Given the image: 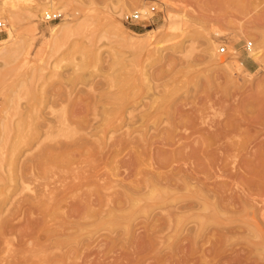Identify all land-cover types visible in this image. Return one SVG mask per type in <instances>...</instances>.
<instances>
[{
    "label": "rangeland",
    "instance_id": "rangeland-1",
    "mask_svg": "<svg viewBox=\"0 0 264 264\" xmlns=\"http://www.w3.org/2000/svg\"><path fill=\"white\" fill-rule=\"evenodd\" d=\"M133 1L0 0V264H264V0Z\"/></svg>",
    "mask_w": 264,
    "mask_h": 264
},
{
    "label": "bare ground",
    "instance_id": "bare-ground-1",
    "mask_svg": "<svg viewBox=\"0 0 264 264\" xmlns=\"http://www.w3.org/2000/svg\"><path fill=\"white\" fill-rule=\"evenodd\" d=\"M132 1V0H131ZM136 1H140V0H134L133 1V3H135V4H133L132 2H130L131 3V5H133L134 7H137L138 6V3L136 2ZM55 1H53V3H54ZM141 2V1H140ZM52 2H51V4H50V6L49 7H56V6H54V4H53ZM163 3V2H162ZM49 5V3H47V5L46 6H48ZM123 6H125V8H129L130 7V4H129V2H127V1H124L123 2ZM3 9V6L2 5H0V10H2ZM46 9H48V7L46 8ZM46 9H44V10H46ZM43 10V11H44ZM59 27V24L57 25V24H55V25H52V26H50V27H48V30H50L51 32L52 31H54L55 29H57ZM154 31V30H153ZM152 31V32H153ZM151 32V31H150ZM148 33V32H147ZM146 33V34H147ZM155 33V32H154ZM214 33L215 34H219V31L218 30H214ZM139 35H144V33H138ZM145 34V35H146ZM11 37V31H8V38H10ZM7 39H0V41H2V42H5ZM254 49H257L256 48V46L253 48V49H249V56L252 58V59H254V60H257L258 59V56H259V50H254ZM237 62V63H236ZM236 62H232L231 64L230 63H226L225 62V67L228 69V70H231L232 71V67H234L235 65H237V66H241V67H243V68H245L246 70H247V68L240 62V61H236ZM249 72V71H248ZM120 88V87H119ZM111 97V96H110ZM94 98V97H93ZM91 101V100H90ZM92 106V105H91ZM93 108V107H92ZM132 109V108H131ZM93 110V109H92ZM126 111H127V109H125ZM125 111V112H126ZM130 111V110H129ZM128 111V112H129ZM152 113V112H151ZM235 113V112H234ZM124 116V115H123ZM130 117V116H129ZM74 121V120H73ZM75 123V122H74ZM81 123V122H80ZM90 123V122H89ZM261 123V122H260ZM78 124V123H77ZM66 125V124H65ZM64 125V126H65ZM76 126V125H75ZM84 126V125H83ZM102 126V125H101ZM57 127V126H56ZM60 127V126H59ZM220 128V127H219ZM225 128V127H224ZM224 128H222V129H224ZM48 129H50V126H48L47 125V129H46V131H48ZM80 129V128H79ZM227 130V129H226ZM66 131V130H65ZM49 133V132H48ZM70 133V132H69ZM74 133V132H73ZM52 134V133H51ZM170 134V133H169ZM126 135H127V133H126ZM175 136V135H174ZM189 136V135H188ZM39 137V136H38ZM164 137V136H163ZM205 137H207V136H205ZM222 137V136H221ZM201 138H202V136H201ZM162 139V138H161ZM171 139V138H170ZM215 139V138H214ZM70 140H72V139H70ZM128 140V139H127ZM162 140H164V139H162ZM198 141V140H197ZM205 141V140H204ZM69 142V141H68ZM73 142V141H72ZM121 142V141H120ZM165 142V141H164ZM208 142V141H207ZM209 142H210V140H209ZM70 143V142H69ZM87 143V142H86ZM148 143V142H147ZM176 143V142H175ZM188 143V142H187ZM200 143V142H199ZM211 143V142H210ZM204 144V143H203ZM60 145V144H59ZM58 145V146H59ZM81 145V144H80ZM87 145V144H86ZM151 145V144H150ZM165 145V144H164ZM183 145V144H182ZM188 145V144H187ZM240 145V144H239ZM262 145H264V144H262ZM69 146V145H68ZM82 146H83V144H82ZM82 146H81V148H82ZM169 146V145H168ZM200 145H198V147H199ZM226 146H228V145H226ZM78 147V146H77ZM184 147V146H183ZM208 147H210V146H208ZM258 147H260V146H258ZM50 148V147H49ZM139 148V147H138ZM233 148H234V146H233ZM52 149V148H51ZM58 149H60V147L58 148ZM57 149V150H58ZM64 149H66L65 147H64ZM71 149V148H70ZM69 149V150H70ZM56 150V149H55ZM229 150V149H228ZM260 150V149H259ZM193 151H195L194 149H193ZM177 152H178V150H177ZM176 152V153H177ZM203 152V151H202ZM58 153H59V151H58ZM57 153V154H58ZM68 153V152H67ZM160 153V152H159ZM162 153V152H161ZM173 153H175V152H173ZM226 153V152H225ZM262 153V152H261ZM73 154V153H72ZM152 154H154V153H152ZM178 154V153H177ZM201 154V153H200ZM204 154V153H203ZM163 155V154H162ZM192 155H194V153L192 154ZM250 155V154H249ZM161 156V155H160ZM171 156V155H170ZM174 156V155H173ZM176 156V155H175ZM262 156H264V155H262ZM156 157H158V156H156ZM195 157V156H194ZM197 157V156H196ZM195 157V158H196ZM209 157V156H208ZM180 158V157H179ZM185 158V157H184ZM220 158V157H219ZM223 158V157H222ZM163 159V158H162ZM162 159H160V161L162 160ZM174 159H176V158H174ZM206 159V158H205ZM208 159V158H207ZM223 159H225V158H223ZM260 159V158H259ZM128 160V159H127ZM131 160H132V158H131ZM135 160V159H134ZM164 160L165 159H163V163H164ZM170 160H171V158H170ZM173 160V159H172ZM182 160V159H181ZM213 160H214V157H213ZM167 161V160H166ZM208 161V160H207ZM126 162V161H125ZM139 162V161H138ZM157 162H158V160H157ZM169 162V161H168ZM209 162V161H208ZM260 162V161H259ZM159 163H161V162H159ZM159 163H157L158 165L157 166H155V168L154 169H156V170H147V172H146V177L144 178H142V182L144 183L143 184V187H147L148 188V190H151V189H155L154 188V186L155 185H159V186H161V189H163V188H166V189H168V190H175L178 186H184V185H188V184H191V185H194V186H198V189L199 190H201V192H203V193H206L207 195H209L210 194V196H213V195H215V193L212 191V190H210L209 188H206L204 185H203V182L200 180V179H198V178H196L195 177V175L194 174H191V175H188V174H186V173H183V174H179L177 171H175V172H173V171H171L170 172V174H160L159 173V171L157 170L158 168H160L162 165L161 164H159ZM162 163V164H163ZM166 163V162H165ZM185 163V162H184ZM189 163V162H188ZM156 164V163H155ZM203 164V163H202ZM209 164V163H208ZM214 164V163H213ZM254 166V165H253ZM194 167V166H193ZM256 167V166H255ZM144 168V167H143ZM211 168V167H210ZM172 169H173V167H172ZM171 169V170H172ZM194 169V168H193ZM202 169V168H201ZM221 169V168H220ZM33 170V169H32ZM184 170V169H183ZM203 171V170H202ZM227 171V170H226ZM225 171V172H226ZM251 171V170H250ZM166 171H164V173H165ZM224 172V171H223ZM234 172H235V170H234ZM203 173V172H202ZM221 173V172H220ZM252 173H253V171H252ZM143 174V173H142ZM196 174V173H195ZM230 174V173H229ZM34 175V173L33 172H31V171H26V170H23L22 172H21V174L19 175V179H21V180H26L27 179V177H31V176H33ZM199 175V174H198ZM218 175H219V173H218ZM221 175V174H220ZM222 175H224V173L222 174ZM38 176V175H37ZM196 176H197V174H196ZM45 177V176H44ZM232 177V176H231ZM99 178V177H98ZM97 178V179H98ZM234 178V177H233ZM249 178V177H248ZM260 178V177H259ZM41 179V178H40ZM211 179V178H210ZM42 180V179H41ZM204 180V179H203ZM220 180V179H219ZM236 180H237V178H236ZM256 180V179H255ZM102 181H104V179L102 180ZM113 181V180H112ZM138 181V180H137ZM141 180L139 179V182H140ZM178 181H181L180 183H178ZM233 181V180H232ZM91 182H93V180L91 181ZM216 182V181H215ZM221 182V181H220ZM223 182V181H222ZM96 183V182H95ZM131 183V182H130ZM236 183V182H235ZM77 184V183H76ZM217 184V183H216ZM237 184V183H236ZM240 184V183H239ZM80 185V184H79ZM103 185V184H102ZM122 185V184H121ZM211 185V184H210ZM214 185V184H213ZM249 185V184H248ZM251 185V184H250ZM48 186V185H47ZM123 186V185H122ZM133 186V185H132ZM220 186V185H219ZM225 186V185H224ZM79 187V186H78ZM77 187V188H78ZM139 187H140V185H139ZM226 187H227V185H226ZM243 187V186H242ZM46 188V187H45ZM61 188V187H60ZM73 188V187H72ZM124 188V187H123ZM219 188V187H218ZM217 188V189H218ZM232 188V187H231ZM65 189H67V188H65ZM64 189V190H65ZM141 189V188H140ZM220 189V188H219ZM243 189H245V187H243ZM74 190V189H73ZM72 189L70 190V191H73ZM127 190H128V188H127ZM132 190V189H131ZM215 190V189H214ZM69 191V192H70ZM137 191V190H136ZM156 191H158V190H156ZM161 192H162V190H160ZM188 191V190H187ZM218 191V190H217ZM99 192V191H98ZM123 192V191H122ZM164 192H167V190L166 191H164ZM173 192V191H172ZM257 192V191H256ZM51 190H46V189H37V191L35 192H33V195H31L30 196V200H31V198L33 199V198H35L34 200H36V197H40V196H45L46 197V199H45V203H47V204H49L50 203V199H52V197H51ZM67 193V192H66ZM74 193V192H73ZM124 193V192H123ZM163 193V192H162ZM194 193H197L198 194V192L197 191H194ZM218 193H219V191H218ZM248 193V192H247ZM154 194H156L155 193V191H154ZM160 194V193H159ZM167 194V193H166ZM165 194V195H166ZM222 194V193H221ZM220 194V195H221ZM229 194V193H228ZM244 194V193H243ZM58 196L59 195H61V192H60V194H57ZM56 195V196H57ZM86 195V194H85ZM126 195H128L127 193H126ZM148 195V194H147ZM153 195V194H152ZM151 195V196H152ZM227 195V194H226ZM230 195V194H229ZM250 195L252 196L253 195V192H250ZM250 195H248V196H250ZM255 195V194H254ZM73 196V195H72ZM123 196H124V194H123ZM162 196V195H161ZM160 196V197H161ZM198 196H199V194H198ZM228 196V195H227ZM245 196V195H244ZM74 197V196H73ZM130 197V196H129ZM224 197V196H223ZM243 197V196H242ZM54 198H57V197H55L54 196ZM80 198V197H79ZM90 198V197H89ZM144 198V197H143ZM152 198H154V197H152ZM151 198V199H152ZM229 198V197H228ZM255 198V197H254ZM259 198H260V196H259ZM258 198V199H259ZM84 199V198H83ZM147 199V198H146ZM157 199H160L159 197H157ZM226 199H227V197H226ZM234 199V198H233ZM70 200V199H69ZM85 200V199H84ZM125 200H127V198L125 197ZM220 200V199H219ZM225 200V199H224ZM262 200V199H261ZM92 201V200H91ZM90 201V202H91ZM169 201V200H168ZM167 201V202H168ZM228 201H230V198H229V200ZM259 201V200H258ZM187 202V201H186ZM231 202V201H230ZM110 203H111V201H110ZM223 203V202H222ZM258 203V202H257ZM37 204V203H36ZM106 204V203H105ZM196 204H198L199 205V203L198 202H190V203H182L181 202V204L179 205V209L181 210V209H189L190 207H194V205H196ZM226 204V203H225ZM50 205V204H49ZM52 205V204H51ZM59 205V204H58ZM79 205V202H75V203H72V205L70 206V211L71 212H73V211H75L76 210V208H77V206ZM81 205V204H80ZM169 205V204H168ZM175 205V204H174ZM232 205V204H231ZM230 206V205H229ZM29 207H30V205H29ZM61 207V206H60ZM59 207V208H60ZM258 207V206H257ZM31 208V207H30ZM51 208V206L49 207V209ZM212 208V207H211ZM48 208H47V210H49ZM103 209V208H102ZM155 209V208H154ZM163 209V208H162ZM168 208H166V210H167ZM214 209V208H213ZM33 210V209H32ZM91 210V209H90ZM159 210V209H158ZM164 210V209H163ZM53 211V210H52ZM175 211V210H174ZM184 211V210H183ZM100 212V211H99ZM102 212V211H101ZM167 212V211H166ZM168 212H169V210H168ZM190 212V211H189ZM47 213V212H46ZM57 213H59L58 211H57ZM63 213V212H62ZM75 213V212H74ZM89 213V212H88ZM186 213V212H185ZM66 214V213H65ZM160 214V213H159ZM164 214H166V213H163V215ZM171 214V213H170ZM262 214V213H261ZM260 214V215H261ZM86 215V214H85ZM168 216H169V214H167ZM167 215H165V216H167ZM184 215H187V214H184ZM52 216V215H51ZM164 216V217H165ZM188 216V215H187ZM56 217V216H55ZM47 218H49V216L47 217ZM78 218V217H77ZM160 219L159 220H161V217H159ZM181 218V217H180ZM261 219V218H260ZM42 220V219H41ZM46 220V219H45ZM83 220V219H82ZM163 220V219H162ZM169 220V219H168ZM170 220H172L171 218H170ZM187 220V219H186ZM175 221V220H174ZM193 221V220H192ZM40 222V221H39ZM42 222H43V220H42ZM47 222V221H46ZM74 222V221H73ZM76 222V221H75ZM193 222H195V221H193ZM220 222V221H219ZM27 224V223H26ZM31 224V223H30ZM33 224V223H32ZM174 224H175V222H174ZM195 224V223H194ZM34 225V224H33ZM155 225V224H154ZM157 225V224H156ZM163 225H164V223H163ZM149 226V225H148ZM157 226H159V224L157 225ZM186 226V225H185ZM156 227V226H155ZM194 227H196V225L194 226ZM159 228V227H158ZM157 228V229H158ZM205 228V227H204ZM149 229V228H148ZM147 229V230H148ZM156 228H154L153 229V231L155 230ZM156 229V230H157ZM163 229V228H162ZM184 229V228H183ZM150 230V229H149ZM194 230V229H193ZM203 230V229H202ZM27 231V230H26ZM25 231V232H26ZM166 231H167V228H166ZM24 232V231H23ZM189 232V231H188ZM221 232V231H220ZM27 233V232H26ZM185 233H186V230H185ZM56 234V233H55ZM137 234V233H136ZM46 235V234H45ZM149 235H150V233H149ZM158 235V234H157ZM192 235H194V234H192ZM220 235V234H219ZM29 236V235H28ZM38 236V235H37ZM159 236V235H158ZM187 236V235H186ZM190 236V235H189ZM156 237V236H155ZM199 237V236H198ZM24 238V237H23ZM150 238V237H149ZM187 238V237H186ZM25 239V238H24ZM147 239V238H146ZM153 239V238H152ZM151 239V240H152ZM161 239V238H160ZM159 239V240H160ZM190 239V238H189ZM140 240V239H139ZM144 240V239H143ZM217 240V239H216ZM24 241V240H23ZM36 241V240H35ZM154 241V240H153ZM158 241V240H157ZM218 241V240H217ZM145 242V241H144ZM192 242V241H191ZM197 242V241H196ZM21 243H22V240H21ZM213 243V242H212ZM254 243V242H253ZM219 244V243H218ZM145 245H146V243H145ZM154 245V244H153ZM220 245V244H219ZM99 246V245H98ZM136 246V245H135ZM192 246V245H191ZM153 247V246H152ZM141 248H142V245H141ZM146 248V247H145ZM211 248V247H210ZM214 248V247H213ZM217 248V247H216ZM154 249H157V247L156 248H154ZM219 249V248H218ZM165 250V249H164ZM204 251V250H203ZM215 251V250H214ZM216 252V251H215ZM236 252V251H235ZM86 253V252H85ZM186 253V252H185ZM89 255H90V253H89ZM187 255V254H186ZM235 255V254H234ZM56 256V255H55ZM63 256V255H62ZM71 256V255H70ZM233 256V255H232ZM61 257V256H60ZM186 257V256H185ZM74 258V257H73ZM195 258V257H194ZM225 258V257H224ZM223 258V259H224ZM182 259V258H181ZM201 259V258H200ZM73 260V259H72ZM228 260V259H227ZM181 261V260H180ZM83 262V261H82ZM210 262V261H209ZM208 262V263H209ZM225 262V261H224ZM246 262V261H245ZM192 263V262H191ZM200 263V262H199ZM240 263H242V262H240ZM3 264H11L10 262H7V263H3ZM59 264H61V263H59ZM80 264H81V262H80ZM244 264V263H243Z\"/></svg>",
    "mask_w": 264,
    "mask_h": 264
},
{
    "label": "built area",
    "instance_id": "built-area-1",
    "mask_svg": "<svg viewBox=\"0 0 264 264\" xmlns=\"http://www.w3.org/2000/svg\"><path fill=\"white\" fill-rule=\"evenodd\" d=\"M156 11V7L154 5L149 6L145 10H140V9H132L129 11H124L121 14V21L126 24L127 26H137L140 25L142 21L146 20L149 18L150 13H154ZM62 16V12H59L57 10H52V9H46L41 13V18L44 21H53L60 19ZM3 22L0 19V30L2 29ZM251 41H247L245 44V49L249 50L251 48ZM220 52H225V46H220L219 47Z\"/></svg>",
    "mask_w": 264,
    "mask_h": 264
},
{
    "label": "crops",
    "instance_id": "crops-1",
    "mask_svg": "<svg viewBox=\"0 0 264 264\" xmlns=\"http://www.w3.org/2000/svg\"><path fill=\"white\" fill-rule=\"evenodd\" d=\"M241 63L244 65H247V66H249L250 64H249V62L247 61V58L246 57H243V62L241 61ZM244 65V66H245ZM246 67V66H245Z\"/></svg>",
    "mask_w": 264,
    "mask_h": 264
}]
</instances>
